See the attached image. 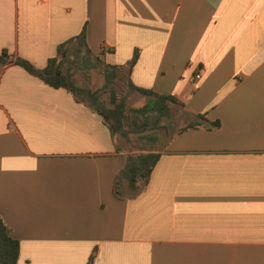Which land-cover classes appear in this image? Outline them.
<instances>
[{"label": "crops", "instance_id": "crops-1", "mask_svg": "<svg viewBox=\"0 0 264 264\" xmlns=\"http://www.w3.org/2000/svg\"><path fill=\"white\" fill-rule=\"evenodd\" d=\"M83 27L105 64L137 50L131 83L181 101L184 125L219 126L158 142L133 195L114 179L146 151L0 63V218L16 264H264V0H0V53L39 69Z\"/></svg>", "mask_w": 264, "mask_h": 264}, {"label": "trees", "instance_id": "trees-1", "mask_svg": "<svg viewBox=\"0 0 264 264\" xmlns=\"http://www.w3.org/2000/svg\"><path fill=\"white\" fill-rule=\"evenodd\" d=\"M137 57L138 52L135 50L124 65L105 64L88 48L84 27L77 36L59 44L55 55L47 60L42 69L36 68L27 60L9 55L6 50L0 53L1 64L13 63L21 67L49 87L65 90L76 102L98 114L110 134L122 138L129 145V151H146L129 153L123 168L114 179V187L120 181H125L133 195L142 192L147 186L152 169L160 156L159 152H154L155 145L159 142V131L173 123V107L184 108V104L173 96L157 94L131 83L129 74ZM97 67L104 78L101 88L91 90L76 83L74 74L77 68L89 70ZM121 74L126 76L128 92L117 96L115 84ZM130 93L147 97L148 101L140 107H128L126 99ZM104 94H107L106 99L102 97ZM197 117L200 122L182 126L167 143L190 129H211L219 126L217 121L210 122L204 115L198 114ZM18 254L19 243L11 237L9 227L0 218V264H16ZM93 258L94 254L89 257L87 264H92Z\"/></svg>", "mask_w": 264, "mask_h": 264}, {"label": "rangeland", "instance_id": "rangeland-1", "mask_svg": "<svg viewBox=\"0 0 264 264\" xmlns=\"http://www.w3.org/2000/svg\"><path fill=\"white\" fill-rule=\"evenodd\" d=\"M75 81L80 86H86L91 90L99 89L102 87L104 83L103 75L100 71V68H93L86 70L84 68H77L74 74ZM116 94L117 96H121L126 94V76L125 74H121L119 78L116 80ZM104 99L107 98V94L102 96ZM148 101L147 97L140 96L136 93H130L126 99V105L128 107H140ZM173 123L170 126H166V128L161 129L159 131V147L163 146L171 136H173L186 122L180 116H176L175 111L173 110ZM119 137L116 136V139ZM121 141H123L121 139ZM124 142V141H123ZM125 143V142H124ZM126 145V143H125Z\"/></svg>", "mask_w": 264, "mask_h": 264}, {"label": "built area", "instance_id": "built-area-1", "mask_svg": "<svg viewBox=\"0 0 264 264\" xmlns=\"http://www.w3.org/2000/svg\"><path fill=\"white\" fill-rule=\"evenodd\" d=\"M200 75L198 73H196V75L194 76L195 79H199Z\"/></svg>", "mask_w": 264, "mask_h": 264}]
</instances>
